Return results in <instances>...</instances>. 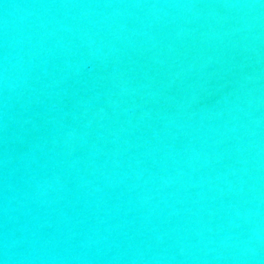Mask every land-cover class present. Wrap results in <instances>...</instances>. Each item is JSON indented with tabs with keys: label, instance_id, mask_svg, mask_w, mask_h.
<instances>
[{
	"label": "water",
	"instance_id": "1",
	"mask_svg": "<svg viewBox=\"0 0 264 264\" xmlns=\"http://www.w3.org/2000/svg\"><path fill=\"white\" fill-rule=\"evenodd\" d=\"M3 264H264V0H0Z\"/></svg>",
	"mask_w": 264,
	"mask_h": 264
},
{
	"label": "clouds",
	"instance_id": "2",
	"mask_svg": "<svg viewBox=\"0 0 264 264\" xmlns=\"http://www.w3.org/2000/svg\"><path fill=\"white\" fill-rule=\"evenodd\" d=\"M0 264H3V262H2V261H0Z\"/></svg>",
	"mask_w": 264,
	"mask_h": 264
}]
</instances>
